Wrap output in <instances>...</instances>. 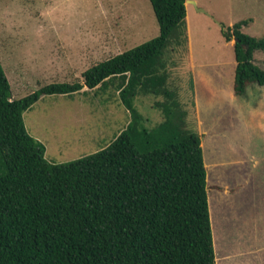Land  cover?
Masks as SVG:
<instances>
[{
  "label": "trees",
  "instance_id": "1",
  "mask_svg": "<svg viewBox=\"0 0 264 264\" xmlns=\"http://www.w3.org/2000/svg\"><path fill=\"white\" fill-rule=\"evenodd\" d=\"M149 3L158 35L93 64L82 83H51L12 99L0 63V264H215L194 105L169 73L187 46L185 0ZM245 24L221 31L225 42L236 39L235 96L250 84L264 87V70L253 64L264 38L245 34ZM84 86L116 96L128 120L96 153L50 163L22 115L42 96L70 97ZM146 95L161 98L152 129L134 105Z\"/></svg>",
  "mask_w": 264,
  "mask_h": 264
},
{
  "label": "rangeland",
  "instance_id": "2",
  "mask_svg": "<svg viewBox=\"0 0 264 264\" xmlns=\"http://www.w3.org/2000/svg\"><path fill=\"white\" fill-rule=\"evenodd\" d=\"M186 1L187 46L171 59L169 73L194 105L215 264H264V87L250 84L243 95L233 94L234 41L221 34L247 20L242 31L264 38V0ZM158 33L149 0H0V63L12 99L51 83H82L93 64ZM87 52L89 62L65 61ZM253 64L264 70V51L254 53ZM69 65L75 68H63ZM108 97L85 86L70 97L42 96L23 113L24 126L39 137L48 162L80 159L105 148L128 120L116 96ZM160 99H134L148 129L162 119L153 108Z\"/></svg>",
  "mask_w": 264,
  "mask_h": 264
},
{
  "label": "crops",
  "instance_id": "3",
  "mask_svg": "<svg viewBox=\"0 0 264 264\" xmlns=\"http://www.w3.org/2000/svg\"><path fill=\"white\" fill-rule=\"evenodd\" d=\"M229 45H230V44H229ZM231 47H232V46H231ZM79 53H80V52H79ZM79 53H78L77 56H74V57H68V58L66 57V58H65V61H67V62L70 63V64H73V63H81V64H83L84 62H85V63H86V62H89V52H87L86 56H84L83 54L79 55ZM53 56L61 60V58L58 57V54H53ZM63 68L73 69V68H75V67H71V66L69 65V66H66V67H63ZM233 77H234V75H233ZM232 80H233V79H232ZM232 85H233V82H232ZM232 92H233V90H232ZM25 129H26V128H25ZM26 131H27L28 134H29L30 136H32L34 139H36L37 141H40L39 137H38L37 135H35V133H30L27 129H26ZM212 188H213V187H212ZM214 188H215V189H219V190H221V188H220L219 186H214ZM224 192L232 193L233 190H229V189L227 188V186H226L225 189H224ZM210 223H211V228H212V240H213V218H211V222H210Z\"/></svg>",
  "mask_w": 264,
  "mask_h": 264
},
{
  "label": "water",
  "instance_id": "4",
  "mask_svg": "<svg viewBox=\"0 0 264 264\" xmlns=\"http://www.w3.org/2000/svg\"><path fill=\"white\" fill-rule=\"evenodd\" d=\"M186 2H187V3H191V4L195 5V3H194L193 1L187 0ZM197 9H198V8H197ZM198 10H199V9H198ZM233 41L235 42V41H236V39H233Z\"/></svg>",
  "mask_w": 264,
  "mask_h": 264
}]
</instances>
